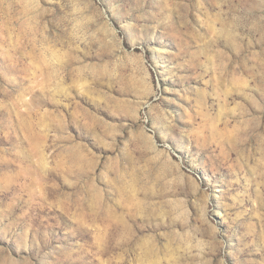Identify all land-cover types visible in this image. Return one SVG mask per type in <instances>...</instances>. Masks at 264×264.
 I'll return each mask as SVG.
<instances>
[{
	"label": "rangeland",
	"instance_id": "1",
	"mask_svg": "<svg viewBox=\"0 0 264 264\" xmlns=\"http://www.w3.org/2000/svg\"><path fill=\"white\" fill-rule=\"evenodd\" d=\"M0 264H264V0H0Z\"/></svg>",
	"mask_w": 264,
	"mask_h": 264
}]
</instances>
